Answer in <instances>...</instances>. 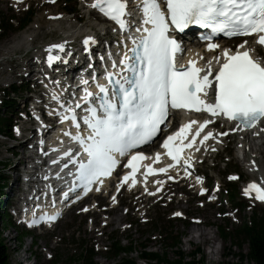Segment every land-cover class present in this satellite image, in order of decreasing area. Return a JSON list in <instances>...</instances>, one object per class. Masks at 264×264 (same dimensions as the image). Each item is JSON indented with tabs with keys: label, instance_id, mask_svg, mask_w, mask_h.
Here are the masks:
<instances>
[{
	"label": "snow or ice",
	"instance_id": "snow-or-ice-1",
	"mask_svg": "<svg viewBox=\"0 0 264 264\" xmlns=\"http://www.w3.org/2000/svg\"><path fill=\"white\" fill-rule=\"evenodd\" d=\"M92 7L114 20L122 30L128 27L124 19L127 14L126 0H94ZM141 7L142 23L145 25L142 31L145 34L138 44L133 39L136 46L130 50L131 56L125 52L118 63L113 61L114 68L123 66L120 73L106 70L107 84L97 83L98 93L84 89L85 95L81 99L90 106L85 108L83 120L90 133L87 137L79 133L72 136L79 143L84 156L76 160L70 151L64 153L71 163L78 164L76 172L85 192L94 184H103V178L111 175L119 163L117 155L125 156L161 131L160 125L168 117L169 108L195 109L198 112L203 109L211 113L212 117L222 115L238 122L237 127L229 131L249 129L264 120V63L254 59L251 50L230 53L224 49L223 62L214 76L216 83L213 86L209 79L210 69L208 74L201 75L202 70L195 67L194 62H190L193 66L188 69L177 68L174 53L180 50V45L169 35L170 24L181 31L190 24H197L210 28L213 34L220 33L227 37L257 34V43L264 45V0H164L163 7L159 0H143ZM137 31L141 29L137 28ZM90 42L95 43V38L88 36L83 40L86 46ZM65 43L47 46L49 63L59 58L52 55V50L63 51ZM247 43L244 41L238 47L243 49ZM207 47L212 50L217 45L209 43ZM129 70L131 76L121 75ZM210 86L214 88V102L211 103L200 95L203 93L207 96ZM75 107H80L79 102ZM62 119H70L79 128L72 106L62 114ZM194 123L197 122L189 121L163 141L162 146L173 162L179 163L183 149L191 147V144L175 145L172 142L177 138L183 140L186 131ZM208 123L209 120L200 123L196 135ZM196 135L192 136L193 141ZM210 137H213L212 132H208L200 143ZM155 158L159 161L161 153L157 152ZM143 159V152L131 155L126 165L131 168V172L123 177L124 181L131 177L132 183H136L137 165ZM188 163L189 160L185 159L184 164ZM173 166L168 164L166 167L153 168L147 165L146 170L148 173H162ZM185 173L188 174L187 168ZM250 190L255 191L256 199L264 201V187L251 183L245 190L246 194ZM64 196L68 198V193H64ZM47 219L55 220L56 216ZM39 222L33 219L31 224Z\"/></svg>",
	"mask_w": 264,
	"mask_h": 264
},
{
	"label": "rangeland",
	"instance_id": "rangeland-1",
	"mask_svg": "<svg viewBox=\"0 0 264 264\" xmlns=\"http://www.w3.org/2000/svg\"><path fill=\"white\" fill-rule=\"evenodd\" d=\"M38 9L39 5L34 8L36 15L32 24H35L37 26L36 29L32 28V34L36 35V38H34L33 41L35 45L58 40L60 38L59 36L63 34V32H66V30H70L72 26L75 29H79L77 32H101L98 23L94 20L92 15L87 17L89 20L86 19L80 25L73 24V19L68 20V18L67 20H62L55 23L49 22L45 19L44 11L51 10L52 13H59L62 11L60 6H45L41 10ZM0 11L5 16H9L11 14V11L8 10V6L4 4H0ZM14 28L15 25H13L12 29L8 33H6L5 36H0V84H3V82L6 81V77H9L8 69L9 67L12 68L13 66L12 62L9 60H15V57L18 56L17 54L22 53V49H20L19 47V42H15V39H21V36L20 33H17L14 30ZM11 41L13 42V44H10ZM16 43H18L19 47L17 50H15V47L17 46ZM12 144L13 143L10 142L0 141V155H6V150L8 148H11ZM17 160L18 159H16L15 161L17 162ZM15 161L11 163L15 164ZM128 220L130 219L124 217L121 221L117 222L114 227L119 229V227ZM164 221L165 220H161V217L157 218L154 221V223H158L160 227V229L157 231H152L153 228L148 229L138 226L136 229L131 228L127 230L125 232V235H120V233L117 232L115 233V238L113 241L120 240V244L122 246L132 241L135 251H133V253L129 256V260H131L134 264H142L141 262L137 261L140 251L155 252L161 256H164L165 254L167 260L169 261H174L177 258V252H179L182 256L185 257V263L190 260L189 252H191L195 248H199V251L201 252V256H196L195 261L201 257L203 264H229L236 262H242L243 264H254L248 259L244 258V256H246L248 253V242L244 241V239L242 240V237L234 238L230 236L225 240H220L218 232L216 230L217 224L220 223L219 220H210L211 224L213 225L211 229L200 226L201 228L205 229V231H208L210 233V236L213 237L212 240H209V238L207 237L206 241L204 242L199 241L198 233H193L192 235L189 234L191 226L182 224L180 222H174V225H171L170 228H168L167 224H165ZM79 222L80 218H77L74 216V214H71L66 216L65 219L57 226L56 235L57 237H59L57 240L62 238V243L59 248H57L58 244H55L54 246L51 244V246L57 249H55L54 251L53 261L48 263L44 261V258L38 252V248L41 247V245L48 246L50 244L49 240H45L43 238H40L39 236L32 234L30 236H25L21 241V245L18 246L17 240L15 241V238L19 236V231L13 228H4L2 231V238L5 240L9 248L11 247V250L17 247L15 250L16 252L13 251L10 254V264H33V262H36V264H77V259L79 257V254L81 253V248H78L77 251L73 250V248H75V246L77 245L73 244L72 246L70 243L73 242L69 238L64 239L63 237L67 236L68 233L72 235L73 232L74 239L87 243V247H89L88 244H90L91 242L89 238L90 234L86 231L85 226H83V222ZM162 228L164 230V233H167V236L169 232H179L183 235V237L179 239L178 246H168V237H165L164 241L151 239L150 244L148 243L147 238L150 236H153V238L156 237L159 232H163L160 231ZM107 232H109V230H107ZM31 241L33 242V246L30 247V251L32 252V254L29 255V253L27 252V248L29 247ZM105 244L107 245V242H105L104 245ZM141 245L144 247V249ZM27 256H29L30 262H28V260L26 259ZM123 257V255H115L114 257L110 256L105 262L107 264H118L123 260ZM55 258L57 259L56 262H54ZM94 260L99 263L104 262V259L98 257L97 255H95Z\"/></svg>",
	"mask_w": 264,
	"mask_h": 264
},
{
	"label": "trees",
	"instance_id": "trees-1",
	"mask_svg": "<svg viewBox=\"0 0 264 264\" xmlns=\"http://www.w3.org/2000/svg\"><path fill=\"white\" fill-rule=\"evenodd\" d=\"M7 25V24H6ZM3 180V177L0 174V188H1V182ZM5 221H2L0 223V264H7L8 260V251L6 246L4 245V239L1 237V226H4ZM253 226L254 233L249 239V251L246 255V259H248L250 262L254 264H264V218L259 223V227L257 230H255V225ZM221 236L223 238H226V235L221 232ZM116 250L117 252H122L125 256H129L133 252L132 244L127 245L125 247H122L120 243L118 242L116 244ZM142 253H140V256H142ZM92 253H88L87 256H85V259L91 260ZM191 256L193 257V260L188 261L184 263V256H182L180 253H177V258L171 262L167 260L166 255L164 254L163 257H160L159 254H155L156 262L155 264H201L198 263V261H195L196 258L195 253L192 252ZM83 253L80 254V258H83ZM243 259V258H242ZM126 261V260H125ZM127 262V261H126ZM229 264H243L242 262H236V263H229Z\"/></svg>",
	"mask_w": 264,
	"mask_h": 264
},
{
	"label": "bare ground",
	"instance_id": "bare-ground-1",
	"mask_svg": "<svg viewBox=\"0 0 264 264\" xmlns=\"http://www.w3.org/2000/svg\"><path fill=\"white\" fill-rule=\"evenodd\" d=\"M255 149L257 147V145H254ZM257 152L261 153L259 150H257ZM244 156L245 157H248V155L246 153H244ZM112 218H111V223L112 224H116L117 222L121 221L123 219V216L120 215L116 210H114L112 212ZM193 233H198V239L200 242H204L206 241L207 237L209 238V240H212L213 237L210 236V233L208 231H205V229L201 228L200 226L198 225H192L190 227V230H189V234H193Z\"/></svg>",
	"mask_w": 264,
	"mask_h": 264
}]
</instances>
